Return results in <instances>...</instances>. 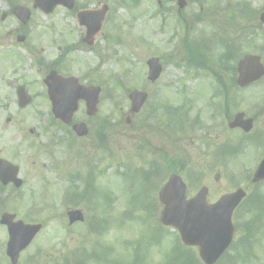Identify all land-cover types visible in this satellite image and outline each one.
Segmentation results:
<instances>
[{"label":"rangeland","instance_id":"rangeland-1","mask_svg":"<svg viewBox=\"0 0 264 264\" xmlns=\"http://www.w3.org/2000/svg\"><path fill=\"white\" fill-rule=\"evenodd\" d=\"M109 4L114 7V11L107 17V24L103 25L101 32L106 27L105 33L99 35L92 46L82 45L80 49L70 51L60 67L65 75L79 78L93 75V81L97 79L96 82L104 83V92L108 91L107 99L99 103V111L93 120L96 124L107 121L109 126V152L96 165L95 170L98 171L96 187L105 198L94 201L98 208L95 211L89 212L90 209L81 203L74 207L64 199L63 190L68 185L67 175L75 172L78 167L85 168L90 160L79 161L74 153L67 152L70 149L66 150L60 144L58 138L66 136L60 135L56 127L50 124L52 116L45 93L40 90L44 94L43 98L37 96L33 105L19 109L13 90L15 80L17 83H32L38 80V75H46L45 67L37 64L35 59L41 58L46 62L54 60L57 53L62 51L61 48L56 50L57 45L63 48L64 42H77V36L83 31L78 27L77 20L64 11L47 17L34 14L31 20L32 43L27 44V47H10L0 55V149L2 153L8 154L7 157L15 159L20 167V176L27 179L19 196L14 197L6 205V209L15 213L16 218L43 224L42 230L20 254L17 264H64L69 254L76 250H79L80 257L93 250L97 252L101 263L86 257V264H167L169 260V264H177L173 262V248L181 250L180 253L189 254L192 264H202L195 248L182 246L174 229L158 224L160 206L156 213L153 212L155 219L148 213L147 209H155L152 199L157 201V192L168 174L166 169H161L159 175L152 179L154 186L150 193L146 190V183H142L140 178L132 179L131 175L135 168L147 169L153 161L161 160L165 153L171 155L172 170L177 171L188 182L189 196L200 185L209 189L208 202L232 191L236 185H244L249 193L254 192L245 184V171L253 168L263 152L261 148L243 149L241 155L233 161H222L219 168L207 169L206 166L211 165L212 161L208 160V164H205L207 157L202 156L201 149L206 151V146L202 148L196 128L189 134L192 136H186L182 140L177 137V133V136H170L160 132L161 130L155 132V128L159 127L156 121L165 125L171 118L165 113L167 109L171 111V105L177 108L181 103L188 104L186 108L191 107L188 116H198L203 101L211 92L212 81L209 79L214 78L210 72L207 69L197 70L184 59L185 41L196 40L202 33L207 36L217 29L221 36H226L231 41L232 38L234 40L237 29L252 28L253 32L246 30L238 39L240 47L236 49V60L233 59L232 62L238 61L246 53L258 54L264 62V25L258 19L259 13L264 10V0H204L202 5L190 2L181 14L174 15L155 14V0H140L138 6H134L132 0H125L124 6L116 1H109ZM244 4H248L251 14L243 17L240 10ZM2 11L4 10H0V15ZM192 14L200 17L196 20L190 16ZM0 24L3 33L9 28V24L15 25V21L4 19ZM67 31H72V35L63 38L67 36ZM107 33L119 38L113 39ZM3 40L6 44H0V52L4 49L3 46H10L8 38ZM210 44L205 41L198 43V46L205 45L208 48ZM215 52L220 53L222 49ZM170 55H174V61L166 60ZM152 56H161L165 60L161 62L162 74L154 83L146 79V60ZM214 62L207 63L210 66L218 65H214ZM133 88L149 94L145 106L137 114L129 113L127 94ZM202 99L204 100L201 101ZM237 103L235 110L244 111L246 115L253 113L257 109L255 105L264 103V84L238 93ZM20 110H23L21 114ZM149 111L156 113L153 115L155 118L146 119ZM82 116L77 115V119ZM127 117L130 118V123L126 126ZM175 119L173 117L169 121ZM144 120L146 127L142 131L138 126ZM174 122L176 124V120ZM92 131L95 132L96 129L93 127ZM92 135L94 134L91 133L83 141L85 146ZM231 136L233 139L234 135ZM137 137L141 139L139 142L146 144L144 151L135 149L134 140ZM32 142H35L38 149H49L48 154L44 155L41 150L40 156V149H37L38 152L30 150ZM94 149L88 156H99L100 152L96 153ZM122 173L126 176L120 180ZM256 190L264 192V185ZM92 204L88 206L92 208ZM72 208L82 211L85 208L87 222L69 226L66 211ZM92 212L98 220L94 224H88V215ZM251 216L252 214L246 215L241 210L236 212L239 226L237 231L240 234L245 232L244 222ZM91 227H95V230L90 231ZM3 228L0 226V253L4 256L1 264H9L4 253L7 234ZM258 232L257 241L250 247L252 255L249 251L239 253V262L231 261V255L236 254L237 250L233 249L222 264H264V227ZM238 241L237 235L236 244Z\"/></svg>","mask_w":264,"mask_h":264},{"label":"water","instance_id":"water-1","mask_svg":"<svg viewBox=\"0 0 264 264\" xmlns=\"http://www.w3.org/2000/svg\"><path fill=\"white\" fill-rule=\"evenodd\" d=\"M26 17L27 14H25ZM262 20L264 21V19ZM88 33L90 35L94 32L89 31ZM259 60L258 56L247 55L239 62L237 67L239 84L251 82L264 75V67ZM149 66L148 78L154 80L160 72V66L156 60L150 61ZM55 82L56 79H53L49 83L52 101L54 103L57 102L56 100L63 102L65 106L62 109V113H58L63 120H67V118L69 120L76 107L77 99L80 95L85 96V93L73 78L65 80L64 82H58L65 86L64 90L61 89L60 91L53 88ZM97 93L98 90L94 89L91 97L87 96L88 111H91V109L93 111L95 110ZM129 99L131 100L130 111L136 112L143 104L145 94L133 91L129 95ZM82 127L78 125L77 129H82ZM78 133L83 134L84 131H78ZM15 173L16 171L14 170L13 174ZM256 175L258 177H264V162L260 165ZM241 197L242 193L237 191L234 194L222 197L218 203L207 206L201 191L196 198L186 201L184 198V185L180 178L173 175L159 193L160 201L165 205L160 216V221L164 224L175 226L179 230L182 241L185 244L198 245L202 259L206 264H212L230 242L233 232L230 216ZM68 216L70 223L81 219L78 211L70 212ZM12 219L13 215H7L3 218L2 222H5L9 231L7 254L12 262L15 263L19 252L29 244L41 226L26 225L20 221L14 223Z\"/></svg>","mask_w":264,"mask_h":264},{"label":"flooded vegetation","instance_id":"flooded-vegetation-1","mask_svg":"<svg viewBox=\"0 0 264 264\" xmlns=\"http://www.w3.org/2000/svg\"><path fill=\"white\" fill-rule=\"evenodd\" d=\"M0 1H1L0 10H6L1 12L3 18L10 20L12 19L13 21H15V25L9 24V28L5 29L3 33L0 30V40H2L0 44H6L4 43L5 40L3 39L8 38L10 42L7 43L10 45L20 44L23 47H27L28 46L27 44L32 43L33 41L31 36L32 24H29L30 20H28L26 23H21L19 19L13 15L12 9L15 5L19 4L27 7L30 10L29 19H32L34 14L54 15L59 11H64L70 15L75 16L77 12H79L80 10L87 9L93 0H74V6L71 9H68L67 7H64L61 4L53 5V6L47 4L46 6L43 5L36 7L35 5L38 4L35 3V0H23L22 3L21 0H15L14 2H11L9 0H0ZM158 5H159L158 6L159 10L162 12L180 11L177 6V0H164V2L158 0ZM90 7H94V6H90ZM78 23H77L78 27L83 30L80 32H85V28L82 27L80 23L79 24ZM1 27L2 25L0 24V28ZM83 37L82 35L79 36L77 42L81 44L84 43ZM56 62L59 63L58 60ZM56 62L49 63L48 71L54 69L55 66H57ZM45 77L46 75H39L38 80L32 83H28V82L17 83L15 80L14 90L16 93L17 90H25L26 93L29 92V94L31 95V102L25 107L32 105L33 93L35 92V89L37 90L40 88L42 90L45 89ZM224 80L225 81L223 83H221L222 81L221 78H220V82L218 80L214 81L216 87H212L209 96L204 100V103L201 107V111L197 116V130L199 132L198 137H200L198 140L199 142H202L207 146L206 151H204L205 149H201L202 156L205 155V157L209 158V154L212 151L215 159L217 160L221 156L231 155L236 150L235 135L236 136L240 135V137L244 139L245 143L248 145L249 148H252L254 150L261 148L264 151V103H262L261 105L259 104L255 105V108L257 109H254L253 113L244 116L245 118H249L252 120V129L249 132H244L241 128H229V123H230L229 116L232 114V112L235 109V106H232L234 104L232 89H233V81H235V79L233 80L232 77H228V78H224ZM79 81L80 83H84L85 85H91V82L89 84L87 83V77L80 76ZM221 94H223V99L225 100L223 101L224 103L222 105L224 106L223 109H220L219 98L221 97ZM226 102H228V104ZM84 106L85 103L83 101H80L79 107H84ZM93 120H94L93 117H89V118L82 117L79 120L84 122L88 126V129L90 131L93 130V127L97 130L93 132L94 135H92L89 138L86 146L83 144V141H85L83 139H86V137L76 138L78 145L76 143L75 145L79 149L78 153L82 155L84 154V151H80V149H85L91 152L92 148H95L94 150L96 153L98 151L103 152L107 149V128L104 125H100L101 123L99 125L93 123L94 122ZM74 122H78V121H73L72 123ZM61 125L63 127L58 128L59 132L71 131V125L70 126H65L63 124ZM231 135H234L233 139ZM140 140L141 139L137 137L135 140V145H138V148L143 151L144 148H146V144L143 142H139ZM1 155L2 154L0 153V158L4 159L5 157ZM12 188L13 185L11 183L3 185L0 182V189L10 190Z\"/></svg>","mask_w":264,"mask_h":264}]
</instances>
